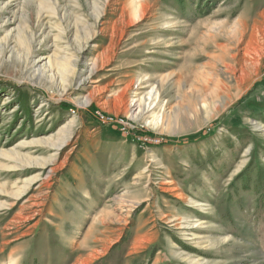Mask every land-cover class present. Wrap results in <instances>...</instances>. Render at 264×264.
I'll return each mask as SVG.
<instances>
[{
  "label": "rangeland",
  "instance_id": "374dc122",
  "mask_svg": "<svg viewBox=\"0 0 264 264\" xmlns=\"http://www.w3.org/2000/svg\"><path fill=\"white\" fill-rule=\"evenodd\" d=\"M131 1L0 0V264H264V0Z\"/></svg>",
  "mask_w": 264,
  "mask_h": 264
},
{
  "label": "bare ground",
  "instance_id": "6f19581e",
  "mask_svg": "<svg viewBox=\"0 0 264 264\" xmlns=\"http://www.w3.org/2000/svg\"><path fill=\"white\" fill-rule=\"evenodd\" d=\"M132 6L129 7L128 11H127V16L129 18L130 21H133V17L137 16V17H143L144 15V7L142 4H137L136 1L132 0L130 3ZM133 5H135L136 7H134ZM151 92H153L152 90L149 91V95H151ZM135 100H133L134 102ZM138 101V100H137ZM140 101V99H139ZM219 102V101H218ZM131 105H135L134 103H131ZM135 112V111H134ZM139 112V111H138ZM134 114V113H133ZM19 192V190H18ZM21 192V191H20ZM192 223V222H191ZM191 225V224H190ZM193 225V224H192Z\"/></svg>",
  "mask_w": 264,
  "mask_h": 264
}]
</instances>
